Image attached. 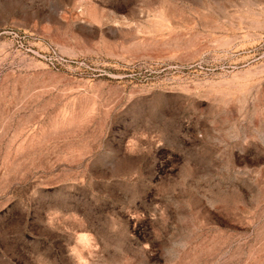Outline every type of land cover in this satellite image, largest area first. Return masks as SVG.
<instances>
[{"label": "rangeland", "instance_id": "obj_1", "mask_svg": "<svg viewBox=\"0 0 264 264\" xmlns=\"http://www.w3.org/2000/svg\"><path fill=\"white\" fill-rule=\"evenodd\" d=\"M0 264H264V0H0Z\"/></svg>", "mask_w": 264, "mask_h": 264}]
</instances>
